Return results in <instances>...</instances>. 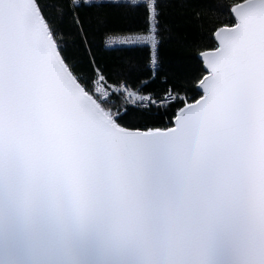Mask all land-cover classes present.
I'll list each match as a JSON object with an SVG mask.
<instances>
[{
    "label": "snow or ice",
    "instance_id": "6c2138e0",
    "mask_svg": "<svg viewBox=\"0 0 264 264\" xmlns=\"http://www.w3.org/2000/svg\"><path fill=\"white\" fill-rule=\"evenodd\" d=\"M163 33L160 0H0V264H264V0H217L195 73Z\"/></svg>",
    "mask_w": 264,
    "mask_h": 264
},
{
    "label": "trees",
    "instance_id": "16d2710c",
    "mask_svg": "<svg viewBox=\"0 0 264 264\" xmlns=\"http://www.w3.org/2000/svg\"><path fill=\"white\" fill-rule=\"evenodd\" d=\"M51 2L55 3L56 0H51ZM216 2L217 0H160L165 37L161 49L164 70L175 73L186 71L195 73L198 70V59L192 57V54L197 51L194 42L202 37V33L212 22ZM105 11L109 27L121 26L122 9L110 8ZM93 40L96 44L101 43V36L98 32L93 36ZM69 49L77 58L83 56V49L78 46V42L77 46H73L70 41ZM100 54L109 63H113L124 57L135 58L146 53H135L125 49Z\"/></svg>",
    "mask_w": 264,
    "mask_h": 264
},
{
    "label": "built area",
    "instance_id": "2783aa9c",
    "mask_svg": "<svg viewBox=\"0 0 264 264\" xmlns=\"http://www.w3.org/2000/svg\"><path fill=\"white\" fill-rule=\"evenodd\" d=\"M118 42H119V37H116L115 39H113V40L111 41V43H112L113 45L117 44Z\"/></svg>",
    "mask_w": 264,
    "mask_h": 264
}]
</instances>
